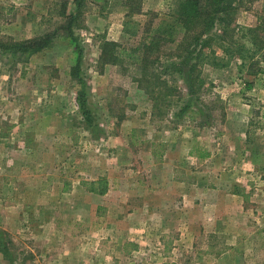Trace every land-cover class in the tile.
Returning <instances> with one entry per match:
<instances>
[{
    "label": "rangeland",
    "instance_id": "1",
    "mask_svg": "<svg viewBox=\"0 0 264 264\" xmlns=\"http://www.w3.org/2000/svg\"><path fill=\"white\" fill-rule=\"evenodd\" d=\"M139 3L142 28L175 0ZM237 5L234 38L264 23V0ZM126 8L0 0L1 41L56 32L35 53H0V264H264V74L240 91L235 60L205 59L197 98L162 55L138 85V66L99 58L105 41L137 44L122 31ZM70 16L72 35L60 27ZM99 179L103 195L84 184Z\"/></svg>",
    "mask_w": 264,
    "mask_h": 264
},
{
    "label": "trees",
    "instance_id": "2",
    "mask_svg": "<svg viewBox=\"0 0 264 264\" xmlns=\"http://www.w3.org/2000/svg\"><path fill=\"white\" fill-rule=\"evenodd\" d=\"M139 2L140 0H124L127 8L122 21L123 33L129 37L140 35L137 44L125 46L117 41H105L99 56L102 62L119 64L125 67L124 69L128 63L138 66L140 74L133 78L138 85L147 82L144 76L146 65L154 64L162 55L168 56L169 59H178L177 62L171 60L164 71H168L171 66L179 72L186 83L187 96L197 98L204 84L203 78L197 73V67L205 59L214 67H225L229 61L235 60L243 84L240 91L251 89L259 74H264V23L248 26L242 31V35L234 38L235 26H232V23L238 8L237 0H175L173 7L160 17L153 13L150 22L142 28L139 20L134 19V16L143 14ZM155 18L158 19L155 21ZM74 19L75 16H70L67 26H60L68 29L69 35H72L69 26ZM55 36L56 32L53 31L17 41L0 40V53H35L48 46ZM168 46L170 47L167 48ZM216 48L221 50V56L216 54ZM81 56L82 51L78 50L76 67L79 66ZM185 65H189L186 72L183 70ZM159 66L162 67V64ZM157 76L152 74L153 83L158 80ZM163 84L166 95L171 89L165 86L164 82ZM175 93L179 96L183 94L182 89L175 90ZM77 103L84 124L90 126L92 114L82 91L77 96ZM187 107V104H183L178 114L182 115ZM190 154L202 159L207 157L209 152L199 145H194ZM99 180L98 189L93 186L98 180L84 184L89 185V191L103 195L107 190V181Z\"/></svg>",
    "mask_w": 264,
    "mask_h": 264
}]
</instances>
